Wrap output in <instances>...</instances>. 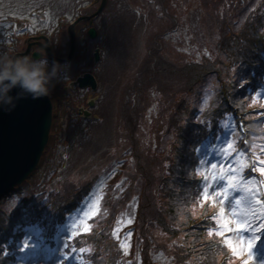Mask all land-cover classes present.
Wrapping results in <instances>:
<instances>
[{"label": "trees", "instance_id": "trees-1", "mask_svg": "<svg viewBox=\"0 0 264 264\" xmlns=\"http://www.w3.org/2000/svg\"><path fill=\"white\" fill-rule=\"evenodd\" d=\"M123 5L128 11L130 5L135 6L130 0H120V6ZM188 22V13L173 16L165 12L164 21L155 34L158 43L153 41L150 45L149 40L146 43L148 53L141 72L126 85L123 98L126 105L114 122L113 131L103 140L105 146H118L107 150L109 156L91 176L81 183H68L64 188L62 185V190L58 191L46 184L45 179L40 178L42 175L36 177V170L1 198L0 264L15 260L14 243L18 244L25 235L52 244L53 234L62 219L74 211L98 177L109 168L111 172L103 179L105 192L97 200L96 217L90 216L91 221L96 220V226L103 228L95 226L90 227V232L66 235L62 252L74 247V256L90 264L230 263L227 242L210 228L217 224L218 207L202 196L198 149L213 144L218 136L231 138L224 135L228 124L234 127L231 105L246 114L247 126L256 131L264 129V120H256L258 114L249 111L264 106V96L258 97L264 90V0L199 1L194 19L190 21L196 25L198 41L191 43L186 31L188 40H179L180 48L173 50L168 46L171 39L162 35L174 31L173 26H187ZM2 38L5 36L0 35V40ZM165 93L164 107L159 110L156 107L153 112L159 117H153L144 127L146 134L154 138L156 148L173 137L167 172L161 168L162 178L153 180V168L159 170L153 164L158 151L150 148L149 155L143 157L131 132L141 124L143 118L138 113L145 112L149 99L161 103L160 97ZM163 117L165 120L161 121ZM54 130L51 129V138ZM230 134L236 144L235 127ZM126 137L128 139H124ZM116 149H120V153L113 151ZM115 159L121 162L118 171L109 165ZM57 175V171L52 172V176ZM233 176L236 181L238 175ZM118 177H123V183L128 185L138 184L136 189L140 195L133 206L125 205L133 192L114 193L118 184H113ZM31 180L34 181L30 183ZM6 203L8 207L4 206ZM127 207L131 209L130 215ZM127 215L135 230L123 238L117 231L113 236L114 225L125 222L123 218ZM213 232L216 235H210ZM159 248L165 252L162 262L154 260L153 251ZM5 249H8L6 257L3 256ZM80 249L85 251L80 252Z\"/></svg>", "mask_w": 264, "mask_h": 264}, {"label": "rangeland", "instance_id": "rangeland-1", "mask_svg": "<svg viewBox=\"0 0 264 264\" xmlns=\"http://www.w3.org/2000/svg\"><path fill=\"white\" fill-rule=\"evenodd\" d=\"M108 1L109 4H107ZM130 1L135 6L140 7L141 12L133 11L132 13L128 11L124 5L121 7L120 0H105L102 17L96 18L93 22L98 31L97 38L95 41L89 42L85 39L87 38L86 22H88L87 20L90 19L93 12L97 10L101 0H95V3H93L94 0H0V35L3 37L6 33V29H12L10 39L0 40V58H8L15 50L23 49L25 47V37L35 35V33H39V31H46L49 35H53L50 37V45L55 50L54 52L56 54L59 53L60 55H64L69 50L67 26L78 14L88 16L87 19L80 20L78 23L79 25L77 24L78 28L76 31L77 34H80L77 35L79 42L77 41L76 44L81 47L83 45L85 46L81 48L83 52H80L79 48L77 50L78 63H73L68 69H65L68 66L63 67L59 64H47L45 68V71L50 69L49 73H51L53 68L58 66L59 71L56 73L57 76L60 75L61 71L66 72L68 70L71 74L78 75L83 72V70L85 71V69L88 71L91 70L98 82V89L96 92H91L89 89L76 90V93L73 92L74 97L71 98H68V92H66V94H60L57 88H53L52 91H50L53 107L56 110L54 111L57 112V119L55 120V123H53V130L55 129L54 135L47 146V154L45 156L43 155L44 157L41 159L42 162L37 169L36 177L39 174L42 175L40 178H44L46 184L54 186L58 191L62 190V185L64 188L68 183H81L85 181V179L91 176V173L96 170V167H98L100 162L109 156L107 150H111L113 145L118 146V144H112L110 147L105 146L103 140L109 132L113 131L114 122L118 119L120 113L123 112L126 105L123 99L126 85L130 83L131 78H133L137 72H141L145 55L148 53L146 43L148 40L150 41V45L153 44V41L158 43L155 34L158 33L157 29H160L161 24L164 21L165 12L173 16L175 14L186 16L188 13L189 17V24L187 26L183 24L173 26V33L172 31H168L162 35L163 37L171 39L168 46L173 50H178L180 48V46L177 45L179 40H188L186 31H188L191 43L198 41L196 25L190 23V21L194 19L196 5H198V2L201 0ZM89 4L92 5L89 6ZM105 7H107V9H105ZM34 11L43 13L42 17H44V20L38 21L40 17L36 14H32ZM59 18L63 20L64 24H61ZM206 26L209 27L210 24ZM22 28H25V30ZM96 47H98V55L100 58L97 62H93L91 56H93L92 52L95 51L94 49ZM158 49L160 52L161 47L158 46ZM84 57H86V61L79 62ZM83 67L85 69H83ZM56 80V77L52 79V81ZM66 81L67 80H64V83ZM58 85L60 84H54V86ZM130 93H132V91H130ZM259 94V98L264 96V93H262V96H259ZM165 96L166 93L161 95V103H156L155 101L154 103L149 99V105L145 112L144 110H140L138 113L139 116L143 118L141 124L135 131L131 132L134 140H137V143L140 145L138 151H143V157L149 155L148 149L150 148L158 151V155L153 159V161H155L153 164L158 166L159 170L153 168V180L162 178L161 168H163L164 172H167V168L169 167L172 158L174 143L171 139H173V137L168 138V141L162 143L161 147L156 148L154 138L151 137L150 134H146L144 127L149 125L153 120V117L155 119L159 117L153 112L156 107L158 110L164 107L162 100ZM151 98H154V96H151ZM87 99L92 103L90 107H87V105L84 104ZM254 103H257V101ZM79 105L89 108L90 113L97 116V120L83 121L84 119L82 120L77 113V106ZM256 114L264 117V110L260 109ZM162 120H165V118L163 117L161 121ZM263 130L264 129L261 131ZM256 136H260V139L256 144V148L260 149V145L264 144V132L256 134ZM124 139L128 138L126 137ZM118 143L120 145L121 142ZM223 144L224 138L220 137L217 140L216 148L198 149V155L199 157L201 156V159L197 168L199 173H204V175H206V177H204V183L206 184L207 194L209 197H214L215 199L210 201H214L216 203L215 205L219 206L220 211L223 209L225 212L224 217H221L220 211L216 217L219 224L217 233L219 234L224 231L221 227V223L225 220L240 221L241 223L255 225V229H258V231H255V235L260 237L264 223H262V227H260V223H256V221L259 220H256V218L259 215L261 205L256 204L255 200L252 199L253 195L256 196L255 189L253 190L254 194H240L236 199L241 191L240 184L235 185L233 187L234 192H230L229 195H227L226 192L228 186L222 184V177L226 174L229 176V174L233 173V170L229 169L230 166L227 164L228 159H225L224 161L226 163L223 164L217 159L220 154L225 155V148L228 145L227 140L225 144ZM140 147H142L141 150ZM113 151H115V153H120L121 150L116 149ZM229 151L230 150H228L227 153H229ZM126 154L124 155V158H127L125 157ZM260 154L262 156L259 155V152L256 155L264 161V152H261ZM120 163V159H115L112 165L111 162L109 165L113 170L118 171ZM214 165L218 166L215 170L212 168ZM220 165L225 166V168H223L225 171L221 175ZM261 166L264 167V164ZM120 169H122V166ZM53 171H57L58 175L52 176ZM110 172L109 168L107 172L98 177L96 189L89 197L82 201L81 207L77 209V212L73 213L68 218V222L66 223V226H69L66 230L68 232H66L67 234H76V232L81 233L88 230L90 232L92 229L90 227L96 226V220L91 221L90 216L96 217L97 200L102 197V194L105 192L103 179ZM240 178L239 175L238 179L240 180ZM241 179L242 181L244 180L243 178ZM115 180L116 182L113 186L115 184L118 185L114 187L116 189V192L114 193L123 194L126 191H129V193L133 192L134 195L125 203V205L133 206L138 201L140 195L136 189L138 184L128 185L127 183H123V177H118ZM33 181L34 180H31L30 183ZM220 183L221 186L219 185ZM250 185L254 186L252 180ZM218 186L223 189H219ZM221 191L226 192L227 199L217 196V193ZM237 200L240 201L239 204H237ZM94 202L95 215H86V213L90 212L91 206H93ZM256 205L258 211L255 210ZM4 206L8 207V203ZM128 208L129 207H127L126 210L129 213L128 215H130L131 209ZM248 208L250 209V213L246 211ZM128 215L123 218L125 222L116 224L113 227L114 230L122 235V238L135 230L134 223H128ZM85 226H87V230H85ZM96 227L97 229L103 228L102 226L99 227V225ZM231 229L232 230L228 235L225 233V237H227L228 240H232L237 248L242 249L243 251L238 256L228 247V249H230L228 258V261L230 262L229 264H246V262L251 259L248 256L246 245L247 242L252 240L254 229L249 227V230L237 231L235 223L231 224ZM213 231L216 232V230ZM25 241L28 242V248L32 252V255L28 258L29 261L15 264H69L68 262H65L64 259L60 262L59 258L56 259V254L59 251L58 248H60L61 245L60 243L59 246L56 242L53 248H46L44 253V248L38 249L33 242H30L27 239L23 240L22 246ZM262 243L264 244V242ZM255 249L260 253H256ZM254 252L257 254L258 259L256 264H260L259 261H264V246H261V243L258 241L254 248ZM153 254L156 262H162L164 260L165 252L162 248L156 249L153 251ZM27 256L29 255H26V257ZM71 260L73 263L77 262V264H89L86 261L82 263L79 261V258H76L75 256H72Z\"/></svg>", "mask_w": 264, "mask_h": 264}, {"label": "water", "instance_id": "water-1", "mask_svg": "<svg viewBox=\"0 0 264 264\" xmlns=\"http://www.w3.org/2000/svg\"><path fill=\"white\" fill-rule=\"evenodd\" d=\"M105 0H101L97 14L104 6ZM88 16H80L73 21L69 27L70 50L65 58H56L48 43L42 47L46 56L52 60H65L73 52V27L80 20ZM90 37L95 36L93 27L88 29ZM24 52L15 53L26 54ZM40 53L33 52L32 56L37 57ZM95 59L98 55L94 53ZM80 86L90 85L95 88L94 78L89 73L74 81ZM16 90H13L15 95ZM52 105L48 98L42 97L33 100L30 96L16 101V107L11 112L0 111V198L6 195L16 184L23 181L25 177L36 167L43 148L48 139V131L51 125Z\"/></svg>", "mask_w": 264, "mask_h": 264}, {"label": "clouds", "instance_id": "clouds-1", "mask_svg": "<svg viewBox=\"0 0 264 264\" xmlns=\"http://www.w3.org/2000/svg\"><path fill=\"white\" fill-rule=\"evenodd\" d=\"M48 61L27 54L0 58V111L11 112L16 101L30 96L33 100L50 94V84L58 73L55 66L46 73ZM13 90H16L13 95Z\"/></svg>", "mask_w": 264, "mask_h": 264}, {"label": "snow or ice", "instance_id": "snow-or-ice-1", "mask_svg": "<svg viewBox=\"0 0 264 264\" xmlns=\"http://www.w3.org/2000/svg\"><path fill=\"white\" fill-rule=\"evenodd\" d=\"M231 148H232V144L229 143L226 146L225 154H227V151L230 150ZM238 163H239V161H238ZM241 166H243L242 163H241ZM217 167H218L217 165L212 166L213 170H215ZM220 170H221V172L225 171L223 169V167H221ZM236 170L237 169H233V171H236ZM257 171L260 172L261 175H264V167L258 168ZM201 174L203 175L204 173H201ZM234 181H235V176H229V187H234L235 186ZM249 183H251V181ZM240 188H241V191H243V192H247L248 191V189L246 187H244L242 183L240 185ZM217 196H221L224 199H227L225 191L218 192ZM214 199H215L214 197H209L208 194H207V191H205V194H204V200L205 201H210V200H214ZM252 199L255 200L256 204H260L261 203L260 200L255 198V195H253ZM239 203H240V201L237 200V204H239ZM86 215H95V202H94L93 206H91L90 212L86 213ZM220 215H221V217H224L225 212H224L223 209H221ZM128 223H131V220H129ZM232 223L236 224V230L237 231H246V230H249V227H252L254 229L253 238H252L251 241L247 242V245H246L248 256L251 258L250 260H248L246 262V264H256V261H258V259H257V254L254 252V248L257 245V241L259 240V237L255 235V231H258V229H255V225H253V224H245V223H241L240 221H229V220H225L223 223H221V227L225 231L231 232V230H232L231 229V224ZM256 223L257 224L264 223V217H261L259 220L256 221ZM85 230H87V226H85ZM115 235H116V230H113V236H115ZM129 235H131V233H129ZM210 235H216V233L213 232V233H210ZM219 235H221L223 237L225 235V232L222 231V232L219 233ZM227 244H228V247L231 248L232 251L234 253H236L238 256L243 251L242 249L237 248V246L235 245V243L232 240H228ZM121 246L122 247H126V245H124V244H122ZM28 247H29V244H28L27 241H25L21 251H23L24 249H26ZM84 251H85V249H80V252H84ZM3 256H5V257L7 256V250L6 249L3 251ZM259 262H260V264H264V261H259Z\"/></svg>", "mask_w": 264, "mask_h": 264}, {"label": "flooded vegetation", "instance_id": "flooded-vegetation-1", "mask_svg": "<svg viewBox=\"0 0 264 264\" xmlns=\"http://www.w3.org/2000/svg\"><path fill=\"white\" fill-rule=\"evenodd\" d=\"M33 40H34V38L29 39V43H30V42L33 43ZM36 40H37V42H36V43H33V44H32L33 46H31V47H32V48L35 47V48L38 49L39 51H42V45H43V43H44V40H43V39H37V38H36ZM34 44H35V45H34Z\"/></svg>", "mask_w": 264, "mask_h": 264}]
</instances>
